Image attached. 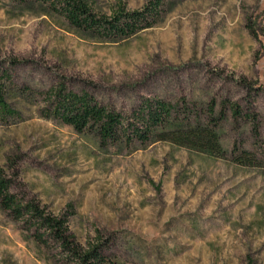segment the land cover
Instances as JSON below:
<instances>
[{
  "label": "rangeland",
  "instance_id": "rangeland-1",
  "mask_svg": "<svg viewBox=\"0 0 264 264\" xmlns=\"http://www.w3.org/2000/svg\"><path fill=\"white\" fill-rule=\"evenodd\" d=\"M85 1L109 17L150 0ZM3 72L13 116L0 119V167L11 192L65 215L81 247L99 244L109 264H264V0H161L153 27L117 41L30 1L0 0ZM58 87L126 117L145 100L187 105L201 121L209 104L216 117L235 103L257 115L258 136L226 111L224 159L166 142L101 146L45 116ZM234 147L262 169L234 163ZM0 264L69 263L0 208Z\"/></svg>",
  "mask_w": 264,
  "mask_h": 264
},
{
  "label": "trees",
  "instance_id": "trees-1",
  "mask_svg": "<svg viewBox=\"0 0 264 264\" xmlns=\"http://www.w3.org/2000/svg\"><path fill=\"white\" fill-rule=\"evenodd\" d=\"M44 7L48 12L64 20L77 32L106 40L117 41L130 38L142 30L153 27L160 14L161 0H150L138 11H126L118 6L111 16L95 14L85 0H18ZM10 82L7 72L0 73V119L13 116L6 102L5 84ZM250 88L249 91H253ZM255 91V90H254ZM264 93V87L257 90ZM250 95V94H249ZM252 105L248 101V110ZM219 115L215 117V104L207 107L204 121L194 118L197 114L187 105L170 104L161 100H145L129 117L114 109L99 105L86 93L76 94L58 87L49 94L45 116L60 120L70 126L77 134H94L101 146L120 141L140 144L166 142L177 147L208 154L224 159L226 153L220 143L217 128L229 111L234 120L244 119L252 126L254 136H258L257 115L242 113L235 103L222 104ZM234 163L262 169V162L249 151L234 147L231 151ZM12 181L0 167V208L15 222H22L33 229L34 237L41 243L50 241L57 245L63 259L69 264H109L99 244L81 247L68 230L65 215L54 216L47 213L38 203L26 200L11 192Z\"/></svg>",
  "mask_w": 264,
  "mask_h": 264
}]
</instances>
